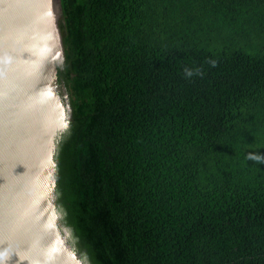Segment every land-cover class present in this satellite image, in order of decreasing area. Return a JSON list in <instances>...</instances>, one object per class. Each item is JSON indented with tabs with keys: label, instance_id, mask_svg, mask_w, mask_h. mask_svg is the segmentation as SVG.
Listing matches in <instances>:
<instances>
[{
	"label": "trees",
	"instance_id": "1",
	"mask_svg": "<svg viewBox=\"0 0 264 264\" xmlns=\"http://www.w3.org/2000/svg\"><path fill=\"white\" fill-rule=\"evenodd\" d=\"M61 5L56 197L85 259L264 264V0Z\"/></svg>",
	"mask_w": 264,
	"mask_h": 264
},
{
	"label": "water",
	"instance_id": "2",
	"mask_svg": "<svg viewBox=\"0 0 264 264\" xmlns=\"http://www.w3.org/2000/svg\"><path fill=\"white\" fill-rule=\"evenodd\" d=\"M64 33L61 0H0V264H86L56 197Z\"/></svg>",
	"mask_w": 264,
	"mask_h": 264
},
{
	"label": "rangeland",
	"instance_id": "3",
	"mask_svg": "<svg viewBox=\"0 0 264 264\" xmlns=\"http://www.w3.org/2000/svg\"><path fill=\"white\" fill-rule=\"evenodd\" d=\"M66 94V95H65ZM61 103H62V106H63V110H64V115H66V117L68 116L69 114V108L70 110L72 111V108H71V100H70V93L67 89V87L65 86V84L63 83V88H62V97H61ZM67 102V103H66ZM67 119V118H66ZM66 227V226H65ZM67 229V238H68V241L74 246V248L83 256V258L85 259V255L82 254V252L80 251L79 249V246H78V243L76 242V240L72 237V233H71V230L70 228L66 227ZM86 264H90L86 259Z\"/></svg>",
	"mask_w": 264,
	"mask_h": 264
},
{
	"label": "clouds",
	"instance_id": "4",
	"mask_svg": "<svg viewBox=\"0 0 264 264\" xmlns=\"http://www.w3.org/2000/svg\"><path fill=\"white\" fill-rule=\"evenodd\" d=\"M192 75H193V71L186 68L185 69V76L186 77H191Z\"/></svg>",
	"mask_w": 264,
	"mask_h": 264
},
{
	"label": "snow or ice",
	"instance_id": "5",
	"mask_svg": "<svg viewBox=\"0 0 264 264\" xmlns=\"http://www.w3.org/2000/svg\"><path fill=\"white\" fill-rule=\"evenodd\" d=\"M8 175H9V174H8V172H7V170H6V171H5V177H4V178H5V179H8Z\"/></svg>",
	"mask_w": 264,
	"mask_h": 264
}]
</instances>
